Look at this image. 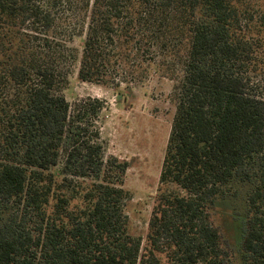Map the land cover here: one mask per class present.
I'll return each instance as SVG.
<instances>
[{
  "label": "trees",
  "instance_id": "obj_1",
  "mask_svg": "<svg viewBox=\"0 0 264 264\" xmlns=\"http://www.w3.org/2000/svg\"><path fill=\"white\" fill-rule=\"evenodd\" d=\"M255 20L264 29L247 0H0V204L19 212L0 224V264H224L209 211L236 182L249 187L244 262L264 264ZM67 30L83 39L82 83L129 87L143 65L174 80L145 245L123 212L127 163L103 155V101L61 93L76 58Z\"/></svg>",
  "mask_w": 264,
  "mask_h": 264
},
{
  "label": "rangeland",
  "instance_id": "obj_2",
  "mask_svg": "<svg viewBox=\"0 0 264 264\" xmlns=\"http://www.w3.org/2000/svg\"><path fill=\"white\" fill-rule=\"evenodd\" d=\"M247 1L257 10L264 9V0ZM61 12L59 16L63 17ZM259 24L260 22L255 20V30L262 34L264 29ZM69 32L70 30L65 31L64 36L76 58L66 67L61 93L69 103L82 98L103 101L104 108L95 123L99 130L103 155L105 158L113 157L127 163L122 188L127 192L128 198L123 212L127 217L128 234L141 238L142 244L145 245L175 113L172 97L174 80L166 75L164 70L145 73L142 71L145 67L143 65L141 69L136 67V72L131 76L128 75L127 79L133 77L129 87L122 83L120 88L113 90L82 83L77 79L76 59L80 57L83 39L75 35L70 37ZM254 34L256 32L253 31ZM257 66L260 74L254 78L256 82L260 81V78L264 79V56L258 60ZM118 78L125 80L126 76ZM258 87L259 92L264 93V86ZM248 191L249 187L243 184L231 183L222 200H218V206L209 211L211 221L222 237V247L228 253L224 264H245L242 243L246 227ZM11 216H19L16 207L0 204V224Z\"/></svg>",
  "mask_w": 264,
  "mask_h": 264
}]
</instances>
